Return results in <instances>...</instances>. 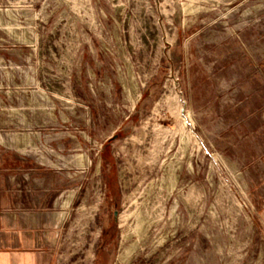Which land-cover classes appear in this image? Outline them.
<instances>
[{
    "label": "rangeland",
    "instance_id": "rangeland-1",
    "mask_svg": "<svg viewBox=\"0 0 264 264\" xmlns=\"http://www.w3.org/2000/svg\"><path fill=\"white\" fill-rule=\"evenodd\" d=\"M7 165L59 264H264V0H0Z\"/></svg>",
    "mask_w": 264,
    "mask_h": 264
},
{
    "label": "crops",
    "instance_id": "crops-1",
    "mask_svg": "<svg viewBox=\"0 0 264 264\" xmlns=\"http://www.w3.org/2000/svg\"><path fill=\"white\" fill-rule=\"evenodd\" d=\"M13 170L12 165L0 167L6 178V193L7 178ZM41 229L29 214L15 208L8 194L0 196V264H59L55 235Z\"/></svg>",
    "mask_w": 264,
    "mask_h": 264
},
{
    "label": "bare ground",
    "instance_id": "bare-ground-1",
    "mask_svg": "<svg viewBox=\"0 0 264 264\" xmlns=\"http://www.w3.org/2000/svg\"><path fill=\"white\" fill-rule=\"evenodd\" d=\"M185 118H186V120H187V114H185ZM67 205H68V201H66V202L63 204L64 207H67ZM59 218H60V219L64 218V213H61V214L59 215Z\"/></svg>",
    "mask_w": 264,
    "mask_h": 264
},
{
    "label": "water",
    "instance_id": "water-1",
    "mask_svg": "<svg viewBox=\"0 0 264 264\" xmlns=\"http://www.w3.org/2000/svg\"><path fill=\"white\" fill-rule=\"evenodd\" d=\"M113 218H114V220L117 219V212H114Z\"/></svg>",
    "mask_w": 264,
    "mask_h": 264
}]
</instances>
